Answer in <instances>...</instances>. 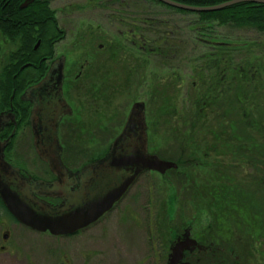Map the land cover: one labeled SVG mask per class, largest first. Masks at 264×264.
I'll return each instance as SVG.
<instances>
[{
  "label": "trees",
  "instance_id": "16d2710c",
  "mask_svg": "<svg viewBox=\"0 0 264 264\" xmlns=\"http://www.w3.org/2000/svg\"><path fill=\"white\" fill-rule=\"evenodd\" d=\"M118 1L94 0L103 9L118 5ZM135 1L140 7L152 3L187 17L182 26L142 15L122 17L126 34L112 35L103 53L109 54L114 64L119 51L131 53L128 70L133 71L159 62L161 68L156 70L169 83L163 87L157 84L152 102L149 92L144 97L145 106L153 104L155 110L153 121L146 114L148 148L177 165L161 179L172 176L182 181L181 196L190 201L197 217H209L202 231L197 224L195 229L189 227L193 237L209 248L202 264L264 262L259 250L264 249V5L239 3L216 12L191 13L155 0ZM170 1L211 7L231 0ZM25 2L27 6L20 9ZM52 2L0 1V110L12 90L17 94L40 77L39 55L49 40L59 37ZM38 42L40 46L34 50ZM185 53L184 60L174 61ZM89 66L91 77L109 79L108 74H95L100 64ZM183 71L189 81L181 91ZM138 81L144 84L143 77ZM146 87L149 89V84ZM90 90L96 92L97 88ZM171 143L176 144L178 154L168 151ZM240 168L248 178L237 174ZM0 210L15 223L1 201ZM236 254L241 255L237 260Z\"/></svg>",
  "mask_w": 264,
  "mask_h": 264
},
{
  "label": "rangeland",
  "instance_id": "374dc122",
  "mask_svg": "<svg viewBox=\"0 0 264 264\" xmlns=\"http://www.w3.org/2000/svg\"><path fill=\"white\" fill-rule=\"evenodd\" d=\"M88 1L54 0L51 3V9L55 12L58 10L56 17L61 29L68 33L75 27L84 33L82 39L75 40V46L71 44V36L68 35L57 46L58 54L66 53L71 62L80 57L79 52L89 51L92 54L89 63L101 65L95 74L100 72L101 75H109L107 81L103 80L102 76H98L100 80H96L97 77H91V72L87 87H90L89 90L96 87V92L82 89L81 93L76 91L69 101L73 106L75 123L73 121L72 126L67 124L63 127L61 142L64 145L65 162L72 166H80L89 160L97 159L108 151L120 135L133 104L143 103L145 113L150 115L147 117L153 121V104L145 106L144 97L149 92L152 102L157 84L161 87L169 84L158 72L161 68L159 62H155L154 66L150 63L148 67L137 69L138 71L128 70L132 54L127 55L119 51L118 63L114 64L109 54L97 51V46L101 44L98 39L111 41L112 35L126 34V27L120 23L124 17H154L169 25L176 24L175 26H182L180 23L187 19L152 3L145 2L146 5L140 7L135 0H120L118 5L103 9L99 8L94 0L91 4H86ZM121 11L125 13L124 16L117 14L122 13ZM227 48H231V45ZM185 57L186 53L174 61L180 62ZM126 70L128 78L125 75ZM182 73L184 82L180 90L184 91L189 80L186 78V71ZM156 76L162 80H157ZM141 77L144 78V84L137 83ZM148 84L149 89L146 87ZM24 123L17 131L14 151L12 150L9 160L34 177L49 179L46 166L39 160L32 147L30 129L28 125L24 126ZM148 124L146 119V125ZM170 145L167 146L168 151L178 154L176 144ZM148 152L156 155L150 148ZM237 174L248 178V173L242 168L238 169ZM161 177L152 173H144L138 177L125 197L100 223L69 239L34 233L12 222L0 210V264H166L165 256L176 235L181 234L185 228L195 229L196 224L202 231V227L209 223V217H197L190 201L186 202L181 196L182 181L172 176L168 179ZM190 221L193 222L192 226ZM259 250L264 253V249ZM237 256L241 255L236 254V260L239 259ZM256 261L252 264H264Z\"/></svg>",
  "mask_w": 264,
  "mask_h": 264
},
{
  "label": "water",
  "instance_id": "95a60500",
  "mask_svg": "<svg viewBox=\"0 0 264 264\" xmlns=\"http://www.w3.org/2000/svg\"><path fill=\"white\" fill-rule=\"evenodd\" d=\"M155 1L165 6L191 13L216 12L239 3L264 5V0H231L211 7H190L170 0ZM26 6L27 3L25 2L20 9ZM37 46L38 44L35 48ZM51 71L46 76L45 81L26 91L23 98L25 101L34 103L29 126L33 136L32 146L35 153L52 174L59 172L62 175L66 173V169L60 160L61 149L57 140V126L63 116L71 115V109L63 100L61 92L63 58L54 62ZM52 78L54 82V85L52 84L54 86L52 93L55 94V99H52L50 97L51 94L45 91L47 85L52 83ZM42 89L45 91L42 114L48 116L46 117L48 118L46 123L39 120L40 105L35 99L36 94L40 93ZM144 111L143 103L133 104L123 129L109 147L108 154L87 167V170L91 172L101 171L104 179L106 172L110 171V169L118 170L120 176L118 182H116V175L114 174L107 188L103 190L104 192L97 198L93 197L85 206L76 207L78 206L77 203L75 204L76 206H72V204L71 207L67 206L65 208V206H62L59 212V208H52L44 203L41 205L31 194L38 193L39 197H52L53 195H44L42 192L48 190L49 193L52 191L51 186L53 184L35 181L29 177H21L18 170L13 169L4 161L2 149H0V201L6 211L19 225L30 231L36 233L48 232L51 236H69L95 224L104 214L111 211L113 206L125 196L141 174L154 172L164 175L167 171L176 170L177 166L175 163L162 160L157 155L148 153ZM5 122L6 118L0 117V126ZM115 152L120 154L114 156L113 153ZM5 173L12 178L18 177L17 189L6 183L5 177L7 174ZM189 236V231H186L182 240H177L171 247L167 264H188L181 263L183 254L184 252L193 251L197 246L194 240L189 239Z\"/></svg>",
  "mask_w": 264,
  "mask_h": 264
},
{
  "label": "flooded vegetation",
  "instance_id": "af4514ba",
  "mask_svg": "<svg viewBox=\"0 0 264 264\" xmlns=\"http://www.w3.org/2000/svg\"><path fill=\"white\" fill-rule=\"evenodd\" d=\"M57 12H58V10H57ZM57 12H55V13L57 14ZM59 29L60 30H58V32H57V34H59V37L56 39L49 40L50 43L44 49V53L39 55L38 65H39V71L41 72L39 75L40 76L39 79L34 83L23 86L21 88V90L17 92V94H16V90H12L11 95H10L9 100H8V103L4 107H2L0 110V117L6 118V122L0 126V149H2V155H3L4 161L8 165H10L13 169L18 170V173L21 177H24V178L29 177L35 181H41L44 183H52L53 184L51 186L52 191H50L49 193H48V190L45 191L46 193L42 192L44 195H53L52 197H49V196L39 197L38 193H35V192H34L35 194L32 193L31 195H33V198L36 201L40 202L41 205H42V203H44L45 205H47V206L49 205L52 208L53 207L57 208V209L59 208L58 211L60 212V209L62 206H65V208L67 206L71 207V204H72V206H76L75 205L76 203L78 205L76 207L85 206L87 203H89L92 200L93 197L97 198L104 192L103 190L107 188V185L111 181L114 174L116 175V180H115L116 182H118L120 175H119L118 170L110 169V171L106 172L105 179H104V175L101 171L96 170L94 172H91V171L87 170V167L90 164L97 162V161L101 160L102 158H104L108 154V151H106L99 158L94 159V160H89L80 166H72L68 162H65V159L63 157L64 145L61 142L62 137L64 135V133H62L64 131L63 127L67 126V124L69 125V127L72 126L73 125L72 123H73L74 117H75V114L73 111V106L70 104L69 101L71 100L72 95H75L77 93L76 91H78V93L79 92L81 93L82 89L88 91L90 88V87H87V85L89 82L88 76H89V72H90L89 60H90L92 54H90L89 51L88 52H79L80 57L76 61H71V62L68 60L66 53L62 52V53L58 54V52L56 51L57 46L62 41H64L68 35L71 36V40H70L71 44L73 46H75L74 45L75 40L82 39V34H84L81 31H79L78 28L75 29V27L72 28L71 31H69L68 33L65 32L63 29H61V27ZM98 29H101V27H98ZM118 34L120 35L122 33H118ZM98 40L101 42V44H99L97 46V51L102 52L101 54H103L105 44L108 41H103L100 39H98ZM37 44H38V46H37V48H38L40 46V43L38 42ZM37 48H34V50H37ZM84 49H86V48H84ZM86 51H87V49H86ZM73 52H74V50H73ZM101 56H104V55H101ZM60 58H63V72H62L63 73V80H62V86H61L62 98L65 101V103L67 104V106L71 109V115L70 116H63L60 119L58 126H57V140H58V145L61 149L60 160H61L64 168L66 169V171H65L66 173H64L62 175L59 172H57L56 174H52L49 171L48 167L44 164L47 168V172H48V175L50 177H49V179H42V178H38V177H34V176L30 175L24 168L13 164L9 160V156L12 154L11 152L14 148L15 138L17 137V131L19 130V128L25 122L24 126L28 125V127L30 129L29 119L31 116V112L33 111V108H34V103L29 102V101H25L23 98L24 94L26 93V91L31 90L32 88L39 85L41 82L45 81L46 76L51 71L52 65L54 64V62L56 60H58ZM53 75H55V74H53ZM51 80H52V83L50 85H47V87L45 88V91L48 92L49 94H51L50 97L52 99H55V94L52 93L54 91L53 78ZM22 81L23 80H21L20 83H22ZM84 82H85V85H84ZM45 91H43V89H42V91L40 93H37L36 97H35L36 101L40 105V108H39L40 118H39V120L43 121L44 123H46L48 121V118H46L48 116H45V114H42L43 110H44V109L42 110V106H43V99H45L44 98L45 97ZM144 115H145V124H146V113H145V111H144ZM74 123H75V121H74ZM30 132H31V130H30ZM146 137H147V150H148L149 132H148L147 125H146ZM32 139H33V136L31 133V141H32ZM118 154H120V153H117V152L113 153L114 156H117ZM145 173H152V174L158 175L157 173H154V172H145ZM5 174H7V173H5ZM143 174H141V175H143ZM158 176H160V175H158ZM17 178L18 177L12 178L11 176H9L7 174L5 177V180H6V183L12 185V188L17 189L18 188V182H17L18 179ZM128 191H127V193H128ZM118 203H116L113 206L111 211L117 206ZM76 207H74V208H76ZM111 211L104 214L95 224H92V225L86 227L85 229H81V230L75 232L73 235L51 236L48 232L38 233V234H47L48 236L54 237V238H68L69 239L71 237H76V236L82 234L84 231H87L91 227L100 223V221L106 215H108ZM15 224H17V223L15 222ZM186 231H189V234H190L189 239L194 240L197 243V246L194 248L193 251L184 252L181 263L202 264L201 260L203 259V256L208 252L209 248L203 242H201V241L199 242L198 239H193V237H192L193 234H192V231L190 228H185V229H183L181 234L176 235V239H175L174 243H172V245L168 249V253L165 256L166 264H167V261H168L169 255H170L171 247L176 243L177 240H182L183 234ZM216 249H218V248H216ZM214 252H216V251H214ZM194 257L196 258V261L193 260Z\"/></svg>",
  "mask_w": 264,
  "mask_h": 264
}]
</instances>
